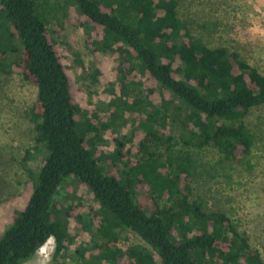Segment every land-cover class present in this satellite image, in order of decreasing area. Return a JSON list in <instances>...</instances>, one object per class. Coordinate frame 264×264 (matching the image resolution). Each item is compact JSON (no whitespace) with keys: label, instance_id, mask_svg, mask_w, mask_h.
Returning a JSON list of instances; mask_svg holds the SVG:
<instances>
[{"label":"trees","instance_id":"trees-1","mask_svg":"<svg viewBox=\"0 0 264 264\" xmlns=\"http://www.w3.org/2000/svg\"><path fill=\"white\" fill-rule=\"evenodd\" d=\"M64 3L98 28L95 46L118 58L122 77L141 78L133 81L139 98L127 103L122 85L119 105L143 116V134L133 130L129 147L114 139L124 170H106L96 145L88 147L78 132L74 80L52 38L49 10L40 0H0V16L12 23L19 45L10 50L19 55L8 70L37 89L30 116L47 151L23 193L0 203V264L26 263L50 238L60 256L67 241L78 239L75 230L95 229L80 206H57L73 178L101 205L96 233L103 243L93 246L88 264H155L140 246L118 247L123 230L137 234L159 264H264L225 213L193 199L194 183L210 175L200 152L212 148L225 160L248 162L255 135L246 117L264 106V75L237 50L204 43L180 17V0ZM5 59L1 54L0 71Z\"/></svg>","mask_w":264,"mask_h":264},{"label":"rangeland","instance_id":"rangeland-1","mask_svg":"<svg viewBox=\"0 0 264 264\" xmlns=\"http://www.w3.org/2000/svg\"><path fill=\"white\" fill-rule=\"evenodd\" d=\"M40 1L50 12L52 38L74 80L78 114L81 110L78 132L83 134L88 147L93 149L91 145H96L106 170L120 173L124 166L114 157L113 140L117 138L127 146L133 130L140 133L138 136L143 134L139 129L143 116L119 105L121 87L124 85L125 99L130 104L141 95L140 86L133 82L141 78L122 77L118 58L95 46L98 28L87 23L74 8L65 6L64 0H46L48 5ZM179 14L209 47L237 50L264 75V0H180ZM9 24L12 25L0 16V55L6 57L0 71V203L12 194L23 193L47 156L45 144L39 141L37 124L30 116L37 89L15 70H8L14 67L12 63L19 55L17 51L11 52L19 45ZM145 104L140 109L150 113ZM246 124L255 135L248 162L225 160L212 148L200 152L210 175L194 183L193 199L204 202L208 211L225 213L264 261V106L252 109ZM91 128L99 132L95 135ZM72 180L59 192L57 206H80L84 222L93 218L95 229L75 230L78 239L67 241L60 256H56L55 239L50 238L24 264H88L93 260L89 259L93 246L103 243L96 233L102 220L101 205L86 187ZM119 238L118 247L126 250L140 246L153 255L155 264L160 263L159 256L137 234L123 230Z\"/></svg>","mask_w":264,"mask_h":264}]
</instances>
